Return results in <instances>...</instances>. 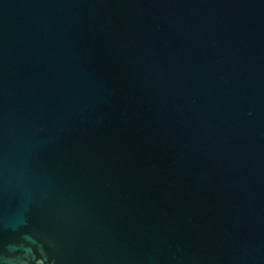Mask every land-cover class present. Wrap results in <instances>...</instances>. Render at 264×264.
I'll list each match as a JSON object with an SVG mask.
<instances>
[{
	"label": "water",
	"instance_id": "water-1",
	"mask_svg": "<svg viewBox=\"0 0 264 264\" xmlns=\"http://www.w3.org/2000/svg\"><path fill=\"white\" fill-rule=\"evenodd\" d=\"M2 264H264V0H0Z\"/></svg>",
	"mask_w": 264,
	"mask_h": 264
},
{
	"label": "clouds",
	"instance_id": "clouds-1",
	"mask_svg": "<svg viewBox=\"0 0 264 264\" xmlns=\"http://www.w3.org/2000/svg\"><path fill=\"white\" fill-rule=\"evenodd\" d=\"M0 264H2V262H0Z\"/></svg>",
	"mask_w": 264,
	"mask_h": 264
}]
</instances>
